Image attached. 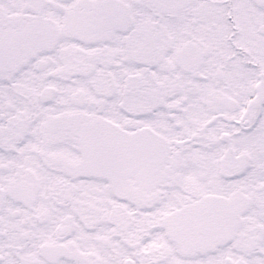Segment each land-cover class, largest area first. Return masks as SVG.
Wrapping results in <instances>:
<instances>
[{"label":"snow or ice","instance_id":"1","mask_svg":"<svg viewBox=\"0 0 264 264\" xmlns=\"http://www.w3.org/2000/svg\"><path fill=\"white\" fill-rule=\"evenodd\" d=\"M0 264H264V0H0Z\"/></svg>","mask_w":264,"mask_h":264}]
</instances>
